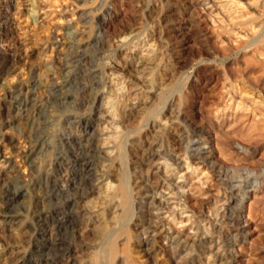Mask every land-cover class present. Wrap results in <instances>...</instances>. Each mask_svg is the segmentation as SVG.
I'll list each match as a JSON object with an SVG mask.
<instances>
[{"label":"rangeland","instance_id":"374dc122","mask_svg":"<svg viewBox=\"0 0 264 264\" xmlns=\"http://www.w3.org/2000/svg\"><path fill=\"white\" fill-rule=\"evenodd\" d=\"M257 25L264 0H0V264H264Z\"/></svg>","mask_w":264,"mask_h":264},{"label":"bare ground","instance_id":"6f19581e","mask_svg":"<svg viewBox=\"0 0 264 264\" xmlns=\"http://www.w3.org/2000/svg\"><path fill=\"white\" fill-rule=\"evenodd\" d=\"M261 24V23H260ZM263 25V24H262ZM262 25H257L258 27H255V28H253V30H254V32L256 33V34H260V33H264V27L262 26ZM254 33V34H255ZM179 170V174H180V177H183L184 175H185V173H186V171L182 168V167H180V169H178ZM177 185L178 184H180L179 183V181L176 183ZM171 196V195H170ZM169 200V198H167L165 201L167 202ZM162 201V200H161ZM161 201H159V202H161Z\"/></svg>","mask_w":264,"mask_h":264}]
</instances>
